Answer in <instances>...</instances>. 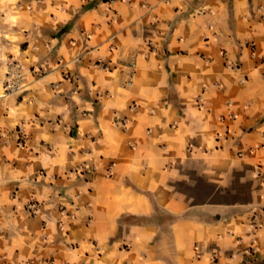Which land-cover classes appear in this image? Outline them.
Listing matches in <instances>:
<instances>
[{
	"label": "crops",
	"instance_id": "1",
	"mask_svg": "<svg viewBox=\"0 0 264 264\" xmlns=\"http://www.w3.org/2000/svg\"><path fill=\"white\" fill-rule=\"evenodd\" d=\"M263 5L0 0V264H264Z\"/></svg>",
	"mask_w": 264,
	"mask_h": 264
},
{
	"label": "built area",
	"instance_id": "2",
	"mask_svg": "<svg viewBox=\"0 0 264 264\" xmlns=\"http://www.w3.org/2000/svg\"><path fill=\"white\" fill-rule=\"evenodd\" d=\"M264 10V5L261 7ZM263 17V15H261ZM35 73H38V70H35ZM22 69L21 65L18 61L10 59L5 61L4 63V76L1 81V89L3 94H14L22 90ZM123 124V121H121ZM18 133L21 134V131L18 130ZM21 142V139H18ZM72 172L74 173H82V169H74ZM259 176V172H257ZM264 182V179H262ZM35 205L31 204V210H34Z\"/></svg>",
	"mask_w": 264,
	"mask_h": 264
}]
</instances>
